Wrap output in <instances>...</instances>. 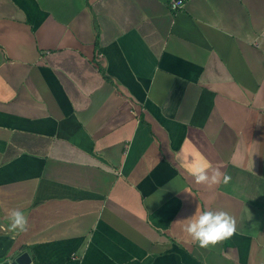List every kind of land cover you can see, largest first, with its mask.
Here are the masks:
<instances>
[{
	"label": "crops",
	"instance_id": "1",
	"mask_svg": "<svg viewBox=\"0 0 264 264\" xmlns=\"http://www.w3.org/2000/svg\"><path fill=\"white\" fill-rule=\"evenodd\" d=\"M171 1L0 0V264H264V0Z\"/></svg>",
	"mask_w": 264,
	"mask_h": 264
},
{
	"label": "clouds",
	"instance_id": "2",
	"mask_svg": "<svg viewBox=\"0 0 264 264\" xmlns=\"http://www.w3.org/2000/svg\"><path fill=\"white\" fill-rule=\"evenodd\" d=\"M264 37V33L260 34ZM257 38L249 37L248 42L255 44ZM179 164L187 168L196 184L208 187L227 184L231 177L222 173L218 168L204 160L195 161L193 157L183 149L176 153ZM7 230L15 233L26 232L29 227L28 217L19 209H9L7 212ZM183 231L190 237L191 242L201 248L215 246L224 240L231 238L236 233V219L223 210H204L198 215L192 216L184 226Z\"/></svg>",
	"mask_w": 264,
	"mask_h": 264
},
{
	"label": "water",
	"instance_id": "3",
	"mask_svg": "<svg viewBox=\"0 0 264 264\" xmlns=\"http://www.w3.org/2000/svg\"><path fill=\"white\" fill-rule=\"evenodd\" d=\"M2 264H34L29 252H20L8 256Z\"/></svg>",
	"mask_w": 264,
	"mask_h": 264
},
{
	"label": "built area",
	"instance_id": "4",
	"mask_svg": "<svg viewBox=\"0 0 264 264\" xmlns=\"http://www.w3.org/2000/svg\"><path fill=\"white\" fill-rule=\"evenodd\" d=\"M184 0H172L171 1V9L177 11L184 7Z\"/></svg>",
	"mask_w": 264,
	"mask_h": 264
}]
</instances>
